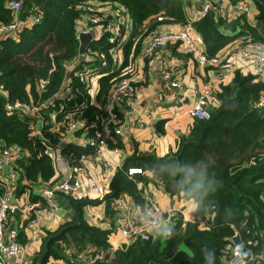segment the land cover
I'll return each instance as SVG.
<instances>
[{
  "label": "trees",
  "instance_id": "16d2710c",
  "mask_svg": "<svg viewBox=\"0 0 264 264\" xmlns=\"http://www.w3.org/2000/svg\"><path fill=\"white\" fill-rule=\"evenodd\" d=\"M6 1L0 0V21L11 16ZM83 1L122 4L132 21L130 34L123 43L121 64L99 78L100 107L89 102L87 93V101L78 107L90 119L102 113L110 87L129 73L145 38L162 26L185 22L189 16L187 9L194 2L23 1L19 17L25 21L27 15L36 13L39 20L23 26L17 38L0 36V90L5 93L0 92V142L6 146L20 145L27 151L18 162L30 181H47L54 174L51 156L46 152L50 141L30 134L32 116L25 114L20 118L6 114L4 105L15 100L27 105L47 101L60 89L67 66L78 52L76 31L78 18L84 15ZM252 1L256 8L255 20L264 25V0ZM211 3L203 16L191 21L193 31L203 38L208 56L220 52L238 36L243 40H263L254 25L223 13L218 1ZM238 26L242 29L237 31ZM106 38L107 34H101L90 45L106 49L110 45ZM170 45L174 44L167 46ZM205 67L214 70L212 65ZM251 78L252 74L235 70L229 81H219L209 96L208 118L193 117L188 130L178 132L173 148L164 154L153 149H134L112 175L110 190L104 197L107 209L111 199L122 193L143 205L145 195L140 182L151 179L146 171H155L166 193L195 202L193 220L183 219L178 212L170 224L168 237L159 233L154 238L123 242L111 249L108 241L111 228L93 225L81 218L50 240L42 264H55L57 258L64 257L65 245L61 243L68 244L70 240L79 245L90 243V254L98 249L106 250L105 258L90 264H226L224 258L231 247L240 248L246 256L264 251V112L251 103L261 89L260 83L251 82ZM42 82L43 88H40ZM75 100L70 99L67 105L74 106ZM51 108L49 105L40 110L47 115ZM155 130L164 132L163 119L155 122ZM43 133L48 139L56 138L46 130ZM115 138V142L109 140L110 146L123 147L121 137L115 134ZM62 150L84 151L73 141L66 142ZM129 166H140L144 173L129 175L126 172ZM58 228L49 230L48 234ZM36 258L37 255L32 264ZM250 263L264 264L257 260Z\"/></svg>",
  "mask_w": 264,
  "mask_h": 264
},
{
  "label": "built area",
  "instance_id": "2783aa9c",
  "mask_svg": "<svg viewBox=\"0 0 264 264\" xmlns=\"http://www.w3.org/2000/svg\"><path fill=\"white\" fill-rule=\"evenodd\" d=\"M24 0H7L6 6L11 11V16L6 21H0V36L18 37L23 26H30L38 22L39 15L31 13L23 21L19 17V10ZM211 1H218L220 6L227 1L231 6V17H239L249 11L251 0H203L200 8L196 10L183 23L167 25L164 29L153 31L145 40L142 50L135 60L128 74L115 80L110 87L103 106L102 113L90 119L80 111L78 107L87 101L99 104V82L96 88L92 87L93 78L116 68L123 60V43L128 38L130 28L128 12L125 6L119 3L100 4L92 1H83L81 6L84 15L78 18L76 38L79 43V34L94 31L93 39L100 38L101 34H107L110 45L106 49L100 46L90 45L91 40L83 51L82 59L76 57L68 64L72 66L69 76L64 79L58 89L47 101L24 104L20 100L6 102L4 105L6 114H20L22 112L35 114L36 121H30V134L42 137L50 141L46 144L47 150H53L55 156L52 162L61 175L53 180H47L37 185L40 200L21 204L16 199L18 159L23 153H27L20 145L6 146L0 142V264H26L19 260L24 244L18 237V229L8 222V215L14 213L27 214V227L36 229V223L42 212H47L51 219L59 208L58 194H64L75 200H83L88 191L95 193L99 199L109 192V183L114 172L122 166V163H113L103 155L104 150L123 152V147L110 146L109 140L116 141L115 134L121 135L123 124V110H132L136 101L139 86L146 80L149 66L160 58V50L168 44H174L184 53H189L196 64L202 68L212 65L213 78L222 80L226 72L233 70L234 65L229 55L241 60L249 61L254 67L251 82L260 83L261 89L253 105L258 109H264V40L244 39L240 44L232 47L230 54L225 56L218 52L208 56L204 51V42L200 34L193 31L191 21L203 16L212 6ZM222 10V6L220 8ZM161 19V16H158ZM162 76L170 86L174 87L178 96H182L183 75L179 71L174 76L173 72L165 69ZM42 82L40 88L43 86ZM78 83L77 85H74ZM81 85V87H80ZM43 88V87H42ZM85 89V91H84ZM211 85L208 82L194 88L195 101L187 106L185 112L191 117L208 118L210 111L208 101L211 93ZM1 93L5 94L0 90ZM162 99L163 94L158 93ZM70 99H76L74 106H69ZM51 106L47 115L40 108ZM65 106H67L65 108ZM25 114H23L24 116ZM22 116V117H23ZM55 136V140L48 139L44 131ZM70 133L73 136H70ZM73 141L84 149L81 153L63 152L66 142ZM96 160L102 170L101 177H94L86 172V163ZM4 165L12 170L1 171ZM127 174L144 173L140 166H129ZM160 184V181H158ZM123 194V193H122ZM120 194L112 200V206L122 213L117 217L116 229L124 239V242L135 240H147L161 233L168 237L171 233L170 224L174 222V216L179 212L185 220H193L194 213L184 214L175 210L171 205L161 206L150 197H145L143 205L137 204L131 208L127 206L124 196ZM202 221V220H201ZM114 247L111 245L110 247ZM85 252L84 256L62 257L55 264H90L96 259L106 257V250L98 249L94 253ZM74 257V258H73ZM226 264H251L250 261L264 262V251L246 256L238 247L230 249Z\"/></svg>",
  "mask_w": 264,
  "mask_h": 264
},
{
  "label": "crops",
  "instance_id": "0c3cea01",
  "mask_svg": "<svg viewBox=\"0 0 264 264\" xmlns=\"http://www.w3.org/2000/svg\"><path fill=\"white\" fill-rule=\"evenodd\" d=\"M191 6L188 7V15L191 16L196 10L200 8L203 0H193ZM222 11L225 14L231 13V6L227 1L221 4ZM256 8L251 0L249 4V11L246 14L238 17L241 23L248 22L254 25L264 40V25L259 20H255ZM129 16V15H128ZM129 19L130 28L128 33L132 29V21ZM167 25L162 26L164 29ZM242 27H236V30H240ZM196 33V32H195ZM128 34V35H129ZM150 35V34H149ZM148 35V36H149ZM147 36V37H148ZM145 38V40L147 39ZM242 37H237L231 43L226 45L220 53L227 56L233 46L242 42ZM145 42V41H144ZM160 58L154 61L147 70L145 82L139 86L136 94V101L132 110H123V124L122 134L119 135L123 142V152H113L110 150H104L103 155L109 158L113 163H122L125 158L131 154L134 149H153L158 154H164L173 148L178 132L187 131L193 117L189 116L185 109L195 101L194 88L208 82L213 88L221 80L213 78V70L210 68H202L196 64L191 55L179 51L176 46H166L163 50H160ZM229 58L233 62L234 68L230 72H226L223 76V81H229L235 70H239L243 74H252L254 67L249 61L241 60L236 56L229 55ZM69 65L67 66V68ZM165 69H169L173 72L174 76L177 72L181 71L183 75V89L182 96H178L177 91L174 87L170 86L162 76V72ZM67 70V69H66ZM158 93L163 94V98H158ZM211 104V100L208 101V105ZM263 110L264 109H260ZM23 114L32 116L29 121H36V115L22 112L16 114L20 118ZM158 119L164 120V132L158 133L155 130V122ZM31 125V123H30ZM73 136L70 133V136ZM46 152L52 157L55 156L53 150H46ZM87 163H90L87 166ZM86 163V172L82 174H90L96 178L101 177L102 170L98 166L96 160H91ZM54 166V164H53ZM20 163L17 162L14 167L17 170V192L16 199L21 204H27L31 201H39L41 198L36 190L37 185L45 181H30L22 173ZM7 169L12 170L8 165H4L1 171ZM151 178L147 182H140L143 187L145 197H150L152 200L158 202L161 206L171 205L175 210L180 211L184 214L194 213L195 207L190 211H185V205L181 204L176 199V196H171L166 193L159 180L155 171H146ZM97 174V176H95ZM61 173L54 166V174L48 179L53 180L58 178ZM149 187L147 188V185ZM156 190L158 191L156 193ZM155 196H154V195ZM126 200L127 206L134 208L137 203L133 198L125 193L122 194ZM57 201L59 208L55 213L54 219L50 218L49 213L42 212L37 220L36 229H30L27 225V214L14 213L8 215V222L15 225L18 229V237L23 242V250L18 257L23 263L32 264L34 257L41 252L44 241L52 234H48L49 230H56L60 225L68 226L69 224L78 222L81 218L90 224L111 228L108 241L113 247L118 246L122 242V236L116 229L117 217L122 213L121 210H116L112 206V200L109 202V208L106 199H99L95 193L88 191L86 197L82 201L75 200L74 198L58 194ZM97 199V200H96ZM156 199V200H155ZM195 202H194V204ZM59 227L58 230L61 228ZM57 230V231H58ZM56 232V231H55ZM53 232V233H55ZM65 245V248L61 250L64 257L84 256L85 252L92 247L88 242L83 245H79L74 241L70 240V243H61ZM117 244V245H116ZM49 245V244H48ZM71 251V252H70ZM79 255V256H78ZM74 258V257H73ZM37 259V258H36ZM13 264V262H12ZM36 264V262H35Z\"/></svg>",
  "mask_w": 264,
  "mask_h": 264
},
{
  "label": "water",
  "instance_id": "95a60500",
  "mask_svg": "<svg viewBox=\"0 0 264 264\" xmlns=\"http://www.w3.org/2000/svg\"><path fill=\"white\" fill-rule=\"evenodd\" d=\"M94 36V31L93 30H90L86 33H80L79 34V45H78V61L82 59V53L83 51L85 50L87 44L89 43V41L93 38ZM71 68L72 66H69L66 70V73H65V77L67 78L71 72ZM251 103H253V100H251ZM67 227L66 226H63L61 227L58 231H56L55 233H52L50 234L46 240L44 241V244H43V247H42V250L41 252L38 254V257L36 259V264H42V261L44 259V256H45V253L48 249V244L50 242V240L55 237L57 234H59L61 231H63V229H65Z\"/></svg>",
  "mask_w": 264,
  "mask_h": 264
},
{
  "label": "rangeland",
  "instance_id": "374dc122",
  "mask_svg": "<svg viewBox=\"0 0 264 264\" xmlns=\"http://www.w3.org/2000/svg\"><path fill=\"white\" fill-rule=\"evenodd\" d=\"M99 78H100V75H98L97 77H94L93 78V82H92V87L93 88H96V86L98 85V82H99ZM90 165V163H87V166H89ZM95 176H97V174H95ZM142 185V184H141ZM149 187V184L147 185V188ZM157 188H155V191H156V193L158 192L157 190H156ZM154 195V194H153ZM155 196V195H154ZM176 199L178 200V201H180L181 202V204L183 205H185V211L187 212V211H190V210H192L193 209V204H194V201L192 200V199H187V198H183V197H178V196H176ZM156 200V199H155ZM158 203V202H157ZM159 204V203H158ZM160 205V204H159ZM194 210V209H193ZM124 242V239H123V237H122V242L121 243H123ZM117 245V244H116ZM120 245V244H119ZM71 252V251H70ZM74 255V254H73ZM61 260V258H57V261H60Z\"/></svg>",
  "mask_w": 264,
  "mask_h": 264
},
{
  "label": "clouds",
  "instance_id": "9594fccd",
  "mask_svg": "<svg viewBox=\"0 0 264 264\" xmlns=\"http://www.w3.org/2000/svg\"><path fill=\"white\" fill-rule=\"evenodd\" d=\"M193 207H195V205H193Z\"/></svg>",
  "mask_w": 264,
  "mask_h": 264
}]
</instances>
